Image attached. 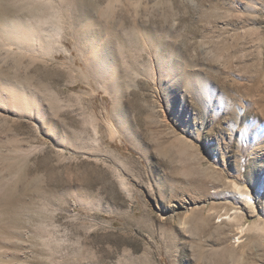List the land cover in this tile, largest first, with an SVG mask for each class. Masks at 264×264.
<instances>
[{
    "label": "rangeland",
    "instance_id": "1",
    "mask_svg": "<svg viewBox=\"0 0 264 264\" xmlns=\"http://www.w3.org/2000/svg\"><path fill=\"white\" fill-rule=\"evenodd\" d=\"M2 3L0 264H264V0Z\"/></svg>",
    "mask_w": 264,
    "mask_h": 264
},
{
    "label": "bare ground",
    "instance_id": "2",
    "mask_svg": "<svg viewBox=\"0 0 264 264\" xmlns=\"http://www.w3.org/2000/svg\"><path fill=\"white\" fill-rule=\"evenodd\" d=\"M20 6L21 5L15 3H11L10 6H6L5 3L0 4V41L12 45H18V47L21 48V50L23 49V47H27V48L29 47L30 49L35 42L39 43L40 45L43 44L45 45L46 43L49 44V40L51 39H49V37H47V35L43 33V31L41 32V29L39 31V28H37L36 24H34L33 19H31L30 21L29 17H25L26 14L31 15L30 12L33 13L34 10L33 9H32L33 11L29 10L30 11L29 12L27 8V11H25ZM22 51H20V53ZM6 85L7 86L5 87H7V90L9 88L12 93L11 98L9 100V96L5 97L3 95V92L2 93L0 92L1 93L0 96L1 98H3L2 100L7 101L8 99L11 103V101H15V99L17 98L24 97L22 96V93L24 94V92L18 86H15V84L14 85L6 84ZM20 93L22 97L19 96ZM22 102L20 101V103ZM15 103H17V101H15ZM11 104H13V102ZM241 187H238L239 191H241L240 193H242L244 197L250 199L247 191H245Z\"/></svg>",
    "mask_w": 264,
    "mask_h": 264
}]
</instances>
